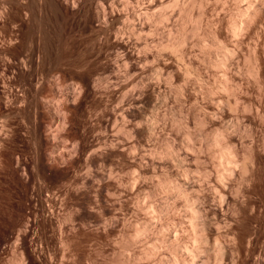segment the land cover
Wrapping results in <instances>:
<instances>
[{"label": "rangeland", "instance_id": "rangeland-1", "mask_svg": "<svg viewBox=\"0 0 264 264\" xmlns=\"http://www.w3.org/2000/svg\"><path fill=\"white\" fill-rule=\"evenodd\" d=\"M220 262L264 264V0H0V264Z\"/></svg>", "mask_w": 264, "mask_h": 264}, {"label": "bare ground", "instance_id": "bare-ground-1", "mask_svg": "<svg viewBox=\"0 0 264 264\" xmlns=\"http://www.w3.org/2000/svg\"><path fill=\"white\" fill-rule=\"evenodd\" d=\"M23 4H21V6H22ZM24 6V5H23ZM233 26H234V28L236 27L234 24H233ZM232 26V27H233ZM239 26V25H238ZM237 29V28H236ZM235 29V30H236ZM234 30V29H233ZM222 196H224V195H222ZM222 196H220V198H222ZM224 198V197H223ZM197 208H195V210H196ZM192 211H193V209H192ZM194 212V211H193ZM196 213H197V210L195 211ZM197 215H199V214H197ZM201 215V214H200ZM197 217V216H196ZM197 221H199L198 220V218H197ZM204 223V222H203ZM196 224V223H195ZM198 225V224H197ZM201 226V225H200ZM200 228H202V227H200ZM204 228V227H203ZM198 232V231H197ZM202 232H204V231H202ZM202 234H204V233H202ZM198 235H199V233H198ZM199 236H201V235H199ZM202 237V236H201ZM71 244V243H70ZM68 247V246H67ZM102 251V250H101ZM192 255V254H191ZM219 256V255H218ZM222 257V256H221ZM88 258V257H87ZM223 258V260H224V256L222 257ZM220 260V259H219ZM187 261V260H186ZM221 261H222V259H221ZM192 262V261H191ZM195 262V261H194ZM219 262V261H218ZM188 263H190V262H188ZM221 263V262H220ZM192 264V263H191ZM222 264V263H221Z\"/></svg>", "mask_w": 264, "mask_h": 264}]
</instances>
